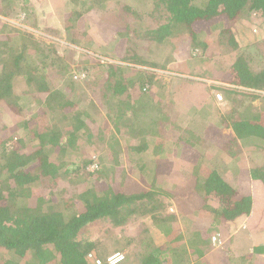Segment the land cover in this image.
<instances>
[{
    "label": "trees",
    "instance_id": "obj_1",
    "mask_svg": "<svg viewBox=\"0 0 264 264\" xmlns=\"http://www.w3.org/2000/svg\"><path fill=\"white\" fill-rule=\"evenodd\" d=\"M5 1L0 0V7ZM109 1H68L64 24L72 35V43L78 45L83 40L78 39L86 30L84 16L92 10L107 12ZM151 1L152 6L161 7L170 14L165 17L169 20L167 24L148 33L150 42L154 41L158 48L174 44V28H177L188 31L192 52L202 48L204 53L207 42H202L200 37L208 29L215 28L224 41L223 45L228 43L237 52L240 48L233 34L235 24L244 18L253 25L264 21V0H207L204 8L195 5L196 0ZM148 6L151 7L150 3ZM132 8L123 6L124 11L137 16ZM4 11L0 9V13ZM52 22L46 28L47 34L61 36L57 29L59 23ZM11 24L0 18V122L8 117L16 119V124L11 127L21 130V136L15 138L8 133L0 137V264H91L88 256H103L105 252L100 235L92 230L97 222L111 226L112 233L113 227L120 229L121 233L127 230V235H123L127 249L135 250L133 246L144 244L146 249L142 253L135 251L137 254H132L126 264H180L184 255L179 251V243L185 245V234L178 233V230L174 232L171 225L174 221H167L163 208H168L169 200L179 203L186 186H180L178 177L174 179V187L168 182L169 178L168 184L160 183L158 178L161 169L170 166L167 163L171 158L169 147L175 149L180 141L173 142L169 138L167 129H172V115L163 111V99L152 95L158 81H154V75L146 70L151 65H141L144 70L130 72L116 64L101 66H108V70L99 69L100 62L97 61L92 73L85 62L90 64L95 58L88 51L80 52L78 59L72 52L75 49L68 46L62 47L61 51L52 48L46 53L38 52L40 44L36 42L29 46L26 42L15 46L12 33H22L20 27L14 26L15 29ZM199 26L202 28L197 33L194 30ZM4 29L9 36L1 35ZM120 36L124 39L122 33ZM255 45L259 47L260 43ZM125 49L126 54L132 52L129 46ZM144 51L150 52V47H144ZM237 56L228 69L221 70L215 64L211 69L214 78L233 84L224 85L223 90L228 102L240 104L236 110L217 115L211 112V99L205 103L197 101L199 109L190 104L192 98L173 101L179 96L182 83L172 96L174 105L187 110L181 122L196 121L205 113L206 121L201 127L205 130L208 124H212L208 136L213 139V145L207 152L222 150L233 161H238L240 155L246 153L244 158L254 160L249 169L235 163L237 168L230 164L221 173L217 170L218 157L199 156L193 174L194 192L204 205L190 209L187 215L200 218L212 215L221 225L244 216H250L252 225L253 203L264 201V110L259 112L249 105L263 95L260 90H264V69L253 71V59L249 60L242 53ZM124 58L127 57L121 59ZM90 70L99 80L98 87H106L101 98L108 105L109 117L115 119L119 130L126 125L132 132V136L122 138H116L112 133L111 142L105 143L104 152L110 168L100 159L93 162L80 152L83 148L80 141L85 140L89 145L99 139L102 142L105 131L95 119L98 112L94 113L87 102L78 104L73 96L76 82L91 79ZM59 78L63 81L67 78L64 90L55 85L54 80ZM125 94L127 97H122ZM243 99H249V106H243L246 102ZM146 116L149 122L144 120ZM103 122L107 126L106 119ZM152 124L154 127L166 125L164 131L158 129L156 137H135L136 130L149 129ZM96 127L98 135L94 137ZM224 128L228 135H224ZM124 155H129L131 164L130 168L122 169L124 177L118 184L115 174ZM254 156L260 159L255 160ZM91 163L92 170L89 169ZM129 172L144 179L143 183L128 179L126 174ZM134 214H140L145 222L148 219L153 221L154 227L160 228L168 239L161 245L153 241L154 230L145 222L141 231L129 232L126 226L133 222ZM259 215L264 220V206ZM98 232H103L102 236L111 234L101 228ZM203 243L205 241L200 237L191 240V248H195L192 254L195 251L201 254L199 244ZM226 245L221 250L226 256L224 264H251L250 260L235 253L229 243ZM168 255L171 256L169 260Z\"/></svg>",
    "mask_w": 264,
    "mask_h": 264
},
{
    "label": "rangeland",
    "instance_id": "obj_2",
    "mask_svg": "<svg viewBox=\"0 0 264 264\" xmlns=\"http://www.w3.org/2000/svg\"><path fill=\"white\" fill-rule=\"evenodd\" d=\"M69 0H6L3 2V6L0 7L3 13H0V18H2L4 21L8 23H12L11 25L20 27L19 32L22 34H15L12 33V36L15 38V46H21L23 43L26 42V44L31 45L33 43L40 44V52L41 50L46 53L52 48L59 49L61 51V48H65L64 46L71 47L74 50H72L73 53H75L76 58H78V55H80V52L82 51H88L91 53L95 60L94 62L90 63L85 62L90 69H92V73L95 72V62L99 61L100 67L99 69H106L108 70V66L101 67L104 65H113L116 64L121 68H125L132 72L133 70H144L145 68H142L141 65H151L146 67V70L150 74H153L155 77L154 81H159V85L152 91L154 98H161L163 99V102H161V106L163 111H166V113L169 112V114L172 115L171 118V127L172 129L168 128L167 131L169 132V135L173 141H176V139H181L184 142L188 144V141H192L194 143L193 146L189 147L193 150L202 151V154H208L216 156L217 150H214L212 152L203 153V151L208 147L207 141L205 140L207 129L212 126V124H208V127L204 130L201 127V123L193 122V120H187L186 122H181V119L186 115V111L183 108H179L180 106L174 105L175 102L178 101V99H191L193 101L192 105H195L198 109V102L197 101H206L207 99L210 100L211 104V112L217 113V115L220 114H227L228 111L236 110L240 106L239 103L232 104L227 101L225 92L222 93V83L218 82L217 84H213L211 95H207L206 98H201V93H203V90L199 92V88L195 83L190 82H183L185 84L184 87H182L179 96L175 97V99H172V96L175 94L173 91H178V88L180 87V83L177 82V78L175 77V73H186L190 74L189 76L198 75L201 70V75L207 77V74H209L211 69L210 66L213 63L217 65L221 70L228 69L233 65V62L238 57L237 54L242 53L243 55L249 60L253 59L252 64V70L253 71H261V69H264V21L263 19L261 21H258L255 23V25L251 24L250 21H248L246 18H244L243 21L237 22L235 25L236 28H234V37L237 39V42L239 44L240 50L238 52L233 51L232 47L227 43L226 45L219 43H215L214 45L210 46L208 45V48L204 51L202 48L197 51L192 52V42L191 37L185 30H178L177 28L175 30L174 39L175 43L165 46H160V48L153 46L151 47L150 44V37L148 36V33L152 31L158 30L161 26H163L164 23H168L169 20H165L166 16L170 17V14H167L163 8H157L153 5L151 0H110L107 2L109 10L107 12L95 10L87 13L84 17L88 21V25L85 21V33L81 36H79L78 40H81L80 44H74L72 43V35L70 32H68L65 28L64 24V12H66L68 8ZM87 1V0H85ZM195 5L204 8L206 5L207 0H196ZM111 3V4H110ZM119 3L116 7V5ZM150 3L151 7L148 6ZM9 8H6V7ZM122 6V8H121ZM123 6L125 7H133L132 9L135 10V13L137 16H134L130 13H127L123 10ZM154 11V12H153ZM153 12V13H152ZM150 13L151 15H146ZM144 16L143 19H139V16ZM258 20V19H257ZM55 21L59 23L58 30L60 31V35L55 34H47L49 27L53 22ZM105 21V22H102ZM95 22L97 25H95ZM200 24V23H199ZM197 26V25H196ZM130 28V30H126ZM15 28V27H14ZM201 26L196 28L197 33L201 31ZM16 29V28H15ZM117 29H119L117 31ZM13 32V31H12ZM121 33L124 37L121 38ZM217 33V30L214 28L212 30H207L205 34H203L200 38H206V40H209V38ZM96 34L97 36H95ZM1 35L3 36H9V32L4 29V31H1ZM119 35V36H118ZM94 39H93V37ZM120 37V38H119ZM99 38V40H98ZM126 38V39H125ZM88 39V40H86ZM90 39L92 41H90ZM215 41V40H214ZM167 43H170V40H168ZM256 43H260V46H256ZM126 46H129V48L132 50L131 53L126 54L127 50L125 49ZM150 47V56L144 51V47ZM257 48H255V47ZM45 47V48H44ZM46 49V50H45ZM129 49V50H130ZM249 50V51H248ZM260 52V53H258ZM197 53V54H196ZM232 53V55H229ZM123 57H127L124 59H121ZM79 59V58H78ZM255 60V62H254ZM153 65V66H152ZM144 67V66H143ZM91 73V70H90ZM91 73V75H92ZM204 77L205 79H207ZM192 79H195L194 77H191ZM67 78L65 79V81ZM213 81L219 80V79H212ZM65 81H63L61 78L55 79V85L58 89L64 90L66 88ZM217 82V81H216ZM77 87L73 90V96L74 99L78 104H89L91 110L95 113L96 111L97 116H95L96 121L100 125V129L104 130L103 140H95L94 144H87L85 140L80 141L82 144V150L81 156L88 155L87 159L93 160V162H97L99 159L101 160V163L103 162V165L108 166V161L106 157V152H104L106 146L105 143L108 145V142H111L112 138L115 134L116 138H122V136H132V132L129 131V126L122 125L121 129L119 130V126L117 127V123L115 122V119L112 117H109L107 113L109 112L108 105H106L101 98L102 92L105 93L106 87L100 86L99 80L95 79L93 75L91 76L90 80H85L81 82H76ZM214 85H218L219 87L216 88ZM147 87V86H146ZM206 89V88H205ZM138 91H141V89H138ZM263 94H264V90ZM150 92V91H149ZM122 97H127V94L123 95ZM213 97V99H212ZM243 97V96H242ZM199 99V100H198ZM173 100V101H172ZM246 101L243 106H249L253 105L258 107L260 111L264 110V100H260L259 98L256 99V101L253 102V104L247 105L249 102L247 100L249 99H243ZM171 101V103H170ZM173 102V106H172ZM95 104V107L93 104ZM113 104H116L113 102ZM98 108H97V107ZM242 106V104H241ZM119 107V106H118ZM209 107V106H207ZM123 108V107H122ZM126 108V106H125ZM128 108H126L127 110ZM210 112V113H211ZM243 113H250V112H243ZM33 116V115H32ZM108 116V117H106ZM180 117V118H179ZM202 119L204 118V115L201 116ZM107 121V126H104L102 123L103 120ZM180 119V120H178ZM144 120L146 122H149V117H145ZM180 121V122H179ZM17 122L16 119H11L10 117L4 119V121L0 122V137L6 136L8 133H12L11 135L15 138H19L21 130L17 131L14 130V126L11 127V125H15ZM201 128H200V127ZM196 127V128H195ZM162 128L161 126H155L152 124L149 129H139L134 132L135 137H156V134L158 129ZM97 127L94 129V137H97L98 131ZM196 129V130H195ZM185 147V146H183ZM202 148V149H201ZM210 148L212 146L210 145ZM169 150H172V148H169ZM88 153V154H87ZM112 154V151H111ZM79 156V153H78ZM188 159L181 158L180 156H176L174 159L177 160L178 165L181 166L183 169L186 166H190L189 162L186 160L193 161L196 156L193 154L188 155ZM213 158V159H214ZM212 159V161H213ZM100 163V164H101ZM215 163V162H214ZM93 163L90 164L89 169L92 170L91 167ZM131 164L129 155H124L122 157V162L118 166L117 172L115 174V179L118 180V184L122 181L123 175H122V169L129 167ZM224 166V165H222ZM109 167V166H108ZM110 168V167H109ZM130 168V167H129ZM127 170V169H126ZM235 172V171H233ZM130 173V172H129ZM166 174V173H165ZM162 175V174H161ZM159 174V182L162 183L165 181L163 177H161ZM128 179L137 181L138 183H143L144 179H141L134 175L133 173L126 174ZM39 186V185H38ZM137 211V210H136ZM132 223L130 225L126 226L129 232H135V231H141L143 228V223L145 222V219L140 214H134L132 217ZM146 225H148L149 228L154 230L153 232V241L158 240V234L156 233L157 230H160L158 227H154V222L151 220H146ZM95 224V223H94ZM244 223L237 228V230H231V237H236V232L239 231V236L235 243H232L231 246L235 247L238 251L245 249L247 246V239L245 236H248V230L243 226ZM98 228H101L106 233L111 234H105L102 236L103 232H98ZM93 232H97L100 236L99 239L102 240L103 249H105V252H103V256H98L102 261L107 260L108 257H110L112 254L120 252L122 254L126 255V259L123 264H126L128 258L132 254H137L135 251H138V253H142L146 247L144 244H137L136 246H133L135 250L127 249L125 247V239L123 235H127V230L125 233H121L120 229L113 227V233H112V227L109 225H104L103 222H97L93 228ZM156 230V231H155ZM241 231L246 233L245 235L241 234ZM247 231V232H246ZM159 233V232H158ZM215 234V233H214ZM122 235V236H120ZM218 234L214 235L217 236ZM222 236V235H221ZM96 237V236H92ZM97 238V237H96ZM223 238V237H222ZM223 241V240H222ZM245 242V243H242ZM161 245V244H160ZM220 245V244H217ZM222 245V244H221ZM224 246H222L223 248ZM123 248V249H122ZM147 248L150 250L149 246ZM234 248V249H235ZM214 249H217L216 246ZM207 250L208 258L201 260L199 263L203 264H219V261L217 260V256H220L219 252L217 250ZM126 251H131L132 253H127ZM213 253V254H212ZM223 253V251H222ZM216 255V256H215ZM192 260V259H191ZM91 263V262H90ZM92 264V263H91Z\"/></svg>",
    "mask_w": 264,
    "mask_h": 264
},
{
    "label": "crops",
    "instance_id": "obj_3",
    "mask_svg": "<svg viewBox=\"0 0 264 264\" xmlns=\"http://www.w3.org/2000/svg\"><path fill=\"white\" fill-rule=\"evenodd\" d=\"M83 19H85V18H83ZM102 22H105V21H102ZM86 24L88 25L87 20H86ZM95 25H97L96 22H95ZM98 26L99 25H97V27ZM94 35L97 36L96 34H94ZM93 39H94V37H93ZM98 40H99V38H98ZM200 40L202 42H205V43L207 42L206 43L207 48H208V45L212 46L215 43H219V41L221 44L223 43L221 36H219V33H215L214 35H212L209 38V40H206V38L205 39L201 38ZM150 44H151V47H152V45L156 46V43L154 41L153 42L151 41ZM147 54L150 56L149 52ZM229 55H232V53H230ZM212 68H214V66H212ZM211 71L212 70H210L209 74H207V77L205 76L206 75L205 71H204V76L201 75V73H199L198 75L196 74L194 76H189L190 74L180 72V73H175L176 74L175 77L177 78L176 81L179 82L180 84L183 82H189V81L195 82V84L199 88V92L201 90H203V93L200 94L201 95L200 99L206 98L207 95H211L212 89H210V88L213 87L214 83L217 84L218 82H221L223 85L222 88L225 87L224 85H233V84H230L228 82H222L221 80H216L217 82L213 81L212 79H216V78H214V76L212 74L213 71L212 72ZM191 77H194L195 79H192ZM204 77H206L207 79H205ZM190 83H192V82H190ZM199 83H201V84H199ZM158 85H159V81H158ZM184 86H185V84H183V86L181 84V87H184ZM214 87L218 88L219 86L214 85ZM260 91H262V90H260ZM173 92L176 93L177 91H173ZM224 92L225 91L222 89V93H224ZM240 93L242 94L243 92H240ZM244 94L245 93H243V95ZM261 97H264V94ZM261 97H258V98L261 100ZM253 107L258 108L256 106H253ZM242 108L245 109V107H242ZM204 121H206L205 113H204L203 119L198 118L196 121H193V122L201 123V125H202V124H204L203 123ZM164 125H166V124H164ZM164 125L161 128L162 131H164ZM210 129L211 128H209L206 132L205 140L207 141L208 144H210L212 146L213 145V143H212L213 139L212 138L210 139V137L208 136ZM228 134H229L228 130L226 128H224V135H228ZM169 138L171 139L170 135H169ZM177 141H180V143L178 144V146L175 149H174V147H169V148H172V150L168 149V155L171 158H169L167 163L170 166L161 169L162 175L161 174L160 175H161V177H163L165 179V181H164L165 183H167L168 178H169L168 182H171L173 187L175 186V183L173 184L174 179H176L177 177L180 178L178 180L180 182V186H182V185L186 186L185 191L182 192V196L180 197L181 201L179 203L176 201H173V200H169V201H167L168 208L167 209L163 208L166 211L165 214H163V215L167 217V221H169V219L174 221V223L171 224L174 232H175V230H178V233L181 234L183 232L185 234V235H183L185 237V240H184L185 245H183L181 242L179 243V245H181V248L179 249V251H181L182 254L184 255L183 261L180 259V264H198L201 260H203V258L204 259L206 257L208 258L207 250H210V249L213 250L214 249L215 246L212 243V238L216 234H218L220 236L221 240H223V241H222V245L216 246L217 249H214V250H217L219 252V254H221L220 256H217V260L220 259V260H218L219 264H224L223 261L225 260L226 256L222 253L221 250H223L227 246L226 244L229 243V245L231 246L232 243H235L238 236H239V231H238L235 233L236 237H234V240H233V236L231 237L230 229L231 230H237V228L240 227L243 223H244L243 226H245V228H247V230H248V236H245V238L248 241L246 244L247 246L243 250L244 252H242L241 250L238 251L233 246H231V247L235 248V250H236L235 253L242 256V258H246L247 260H250L251 264H264V220H261L260 219L261 217L259 215V210L261 208L263 209L264 201L256 199L259 202L255 201L253 203V208L251 211L252 213L250 214L252 217V225H250V216L249 217L244 216V217H241L235 221L233 220L228 224L221 225V224H219L218 220H216V219L214 220L212 215L209 218H200V217H196V216L187 215V213H190V209H193V208L196 209V208L202 207L204 205L203 201H201L199 196L194 192V183L195 182H194V177H193L195 164L199 160V156L202 155V153H201L202 151L200 152L198 150L190 149L189 147L194 145V143L190 140L188 141V144L181 139H176V141H173V142H177ZM210 145H208V147L205 149L206 152L209 149H211ZM183 146H185V147H183ZM189 154H193L196 156V158L193 161L186 160L189 162L190 166L184 165L185 167L183 169L181 168L180 165L177 166L178 162L174 158L177 155L178 156L181 155V158L188 159ZM245 155H246V153L243 154L242 156L240 155V159H238V161H233L229 158V156H226L222 150H217V153L215 156V157H218V159H219L218 164H217V166H218L217 170L218 171L220 170L219 172L222 173L223 169L228 168L230 164H234L235 168H237V166H236V164H237L239 166H244L245 168L249 169L251 164L254 163L253 162L254 160L244 158ZM241 157H242V159H241ZM254 159L258 160L260 158H257L256 156H254ZM222 165H224V166H222ZM158 167H160V166H156V168H158ZM171 183H170V186L172 187ZM183 196H185V199L183 198V200H182ZM210 206H211V204H210ZM156 233L158 234V237H159L157 240L159 245L168 239L166 236H164L162 234L163 233L162 230H157ZM242 233L243 232L241 231V234ZM245 234L246 233L244 232L242 235H245ZM197 237H200L203 241H205V243L199 244L200 248L202 249L201 254H198V252H196V251L192 254V249H195V248H191L190 241L194 240V238L196 239ZM159 239H161V243L159 242ZM242 243H245V242H242ZM222 246H224V248H222ZM126 252L130 253V251H126ZM196 255H201V256H196ZM169 256L170 255H168V257L166 256L167 260H169L168 258H171V256L170 257ZM131 257L132 256H130L129 258H131ZM220 257H222V258H220Z\"/></svg>",
    "mask_w": 264,
    "mask_h": 264
},
{
    "label": "built area",
    "instance_id": "obj_4",
    "mask_svg": "<svg viewBox=\"0 0 264 264\" xmlns=\"http://www.w3.org/2000/svg\"><path fill=\"white\" fill-rule=\"evenodd\" d=\"M94 168V167H93ZM213 243L214 244H220L221 245V240L218 239L216 236L213 237ZM217 245V246H220ZM88 259L92 262V264H123L126 256L125 254H122L120 252L114 253L112 254L110 257L107 258V260H101L100 258H98L96 255L92 254L90 256H88Z\"/></svg>",
    "mask_w": 264,
    "mask_h": 264
},
{
    "label": "clouds",
    "instance_id": "obj_5",
    "mask_svg": "<svg viewBox=\"0 0 264 264\" xmlns=\"http://www.w3.org/2000/svg\"><path fill=\"white\" fill-rule=\"evenodd\" d=\"M92 168H93V167H92ZM213 237H215V236H213ZM216 237H217L218 239H220V240H221V238H220V236H219V235H217ZM221 242H222V240H221ZM212 243H213V238H212ZM221 244H222V243H221ZM213 245H214V246H217V244H214V243H213ZM125 256H126V255H125Z\"/></svg>",
    "mask_w": 264,
    "mask_h": 264
}]
</instances>
